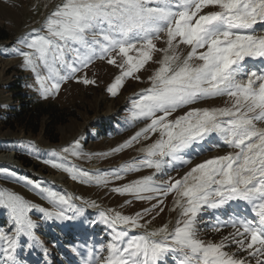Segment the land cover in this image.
Here are the masks:
<instances>
[{"label": "snow or ice", "instance_id": "6c2138e0", "mask_svg": "<svg viewBox=\"0 0 264 264\" xmlns=\"http://www.w3.org/2000/svg\"><path fill=\"white\" fill-rule=\"evenodd\" d=\"M157 41L164 46L157 47ZM17 43L12 54L34 73L45 100L55 98L70 80L94 85L85 70L97 60L119 69L107 88L115 97L127 80L139 81L138 73L162 53L148 77L150 87L130 100L131 125L143 122L144 127L113 149L119 153L157 136L141 149V158L90 173L67 164L61 155H88L75 141L44 160L73 181L97 187L154 170L112 188L119 195L156 203L135 216L101 211L100 221L111 236L78 252L81 264H264V0H63L40 29ZM81 72L85 75L77 78ZM219 98H226L225 106H200ZM193 145L198 147L190 154ZM24 147L36 151L31 143ZM218 147L230 151L204 159L179 179L172 175L191 164L193 155ZM12 179L51 207L0 187V211L8 217V230L0 226L3 264H21L17 250L22 238L40 243L36 213L43 220H70L75 218L70 213L83 211L74 203L79 197L27 177ZM169 195L174 196L172 211L179 209L174 226L147 230L141 221L157 208L163 211ZM221 209L227 217L223 221L217 214ZM207 212L214 223H205ZM224 227L233 231L219 242L200 238L204 229L219 232ZM232 245L236 251L227 250Z\"/></svg>", "mask_w": 264, "mask_h": 264}, {"label": "rangeland", "instance_id": "374dc122", "mask_svg": "<svg viewBox=\"0 0 264 264\" xmlns=\"http://www.w3.org/2000/svg\"><path fill=\"white\" fill-rule=\"evenodd\" d=\"M62 2L63 0H0V27L4 28L9 34V39L0 43V154L10 156L9 154L14 152L30 159L36 166L35 168H25L19 161L15 160L14 165L29 174L25 175L13 172L9 167L5 166L9 161H0V187L13 190L40 207L50 208L51 206L41 199L39 194L29 190L22 182H14L12 177H27L43 182L46 186L60 192H62L61 188L55 186L63 185L70 191V193L67 191L68 194L80 198L77 199L80 203L76 205L83 209L78 214L70 213L69 215H74L75 217L70 220H43L41 214L36 213L33 219L37 223L35 231L40 243L22 238V246L17 250V259L20 260L21 264H40L37 257L35 261H32L33 251L36 255L44 253L45 256L48 255V259L53 258L57 237L55 241L45 242L40 236V228L45 230L42 223H46L51 229L60 227L66 231L72 227L78 230L87 229L88 226H93L95 223L100 222L105 232L111 236L110 230L100 221L99 213L101 211H107L110 214L119 212L126 216H135L137 213H143L145 209L152 208V205L156 203L155 200L151 202L139 201L132 196H122L112 191L114 187H120L133 180L152 175L154 172L152 169L129 173L124 179L114 181L106 187H97L73 181L64 172L53 169L44 163V160L51 158L52 152L61 153L63 147L79 141L82 151L91 155L92 158L89 159L88 155L76 158L61 153V155L67 157L65 161L67 164L75 165L90 173L110 171L119 168L126 162L141 158L144 154L141 149L157 138V136H153L150 140L142 139L130 148H126L119 153H113V149L123 145L144 127L143 122H137L135 126L131 125L129 121L130 100L135 98L143 89L150 87L148 77L159 66L156 61L162 58V53H156L153 62H150L143 71L138 73L139 81L136 79L127 80L115 97L107 92V88L115 77L120 74L119 69L102 60L95 61L85 70L87 78L96 81L94 85H84L83 83H77L76 80H70L62 84L59 94L55 98L50 97L45 100L40 96L34 73L24 70L22 57L13 55L12 50L14 47H19L17 42L21 37L40 29L45 18L53 11L56 5ZM205 11H208V9ZM156 43L157 47L164 46L161 41ZM85 72L77 73V78L83 77ZM16 83L21 85L24 94L29 99L52 103L65 111L67 120L65 123L58 125L56 129L57 142H54L53 138L45 133L44 126L39 134H34L30 130L27 131L24 127L19 126L16 129H12L8 125L7 116L11 115L14 108L21 106L17 99L19 93L13 90V86ZM225 99L219 98L206 101L200 106L223 107L225 106ZM182 111L176 115L182 114ZM29 143L34 145L36 151L33 152L24 147ZM197 147V145H193V148L189 149L188 152L191 154L193 149ZM228 151L230 149L226 147H218L208 151L205 155H193L191 164L181 168L179 173L173 172L172 175L179 179L195 164L213 156L224 155ZM105 153H109V155L105 157L103 155ZM82 201L94 202L98 207H89L88 204L82 203ZM161 207L163 211L157 208L156 211L145 216L141 221V223L146 224L147 230H155L164 225L171 229L174 226L179 214L178 208L172 211L174 196L169 195ZM85 208L91 213H96V217L87 219L88 217H85ZM224 211L223 209L217 210V214L222 215ZM6 216V212L0 211V220L5 221ZM214 222L212 213H205V223ZM141 231H144V229H137L136 233ZM232 231L233 229L230 227L222 228L219 232L207 228L200 232V238L205 241L219 242ZM104 242L107 241H85L83 244L79 243L76 245V247L78 246L76 252L73 251V248L71 251L75 258L78 252L87 251V246H99ZM227 250L236 251L235 245H232ZM25 253L28 254L25 255ZM238 254L246 255L244 253ZM22 257H26L27 260L22 261ZM74 260L76 261L75 264H81L82 257ZM0 264H3L2 250H0ZM48 264L53 263L48 260ZM169 264H172V262L169 261Z\"/></svg>", "mask_w": 264, "mask_h": 264}, {"label": "trees", "instance_id": "16d2710c", "mask_svg": "<svg viewBox=\"0 0 264 264\" xmlns=\"http://www.w3.org/2000/svg\"><path fill=\"white\" fill-rule=\"evenodd\" d=\"M8 39V32L4 28L0 27V43ZM13 90L19 93L17 95V99L20 102L21 106L19 108H14L11 115L7 116L8 125L12 129H16L19 126L24 127L27 131L30 130L34 134H39L42 130V127L44 126L45 133L49 135V137H52L54 142H57L58 135L56 133V129L58 125L66 122L67 115L65 111L52 103H43L41 101L29 99L24 94L19 83H16L13 86ZM15 157L25 168L36 167L34 162L26 157L18 154H16ZM5 166L9 167L13 172L29 175L26 171H23L21 168L13 164L6 163ZM5 218V221L0 220V226H2L4 230H8V217L6 216ZM97 229L100 228L97 227ZM42 235L47 239L48 237H50L51 233L47 230H44L42 232ZM64 239H67V244L71 242V239H69L68 237ZM60 254L62 253H59L58 255L60 256Z\"/></svg>", "mask_w": 264, "mask_h": 264}, {"label": "bare ground", "instance_id": "6f19581e", "mask_svg": "<svg viewBox=\"0 0 264 264\" xmlns=\"http://www.w3.org/2000/svg\"><path fill=\"white\" fill-rule=\"evenodd\" d=\"M11 160V157L10 156H5V155H2L0 154V161H9Z\"/></svg>", "mask_w": 264, "mask_h": 264}, {"label": "water", "instance_id": "95a60500", "mask_svg": "<svg viewBox=\"0 0 264 264\" xmlns=\"http://www.w3.org/2000/svg\"><path fill=\"white\" fill-rule=\"evenodd\" d=\"M9 155H10V157H11V160H9V162L15 164V160H16V158H15V153L12 152V153H10ZM17 161H18V160H17Z\"/></svg>", "mask_w": 264, "mask_h": 264}]
</instances>
